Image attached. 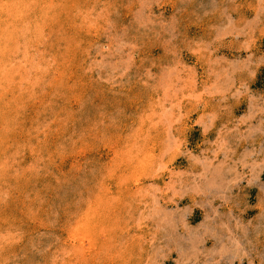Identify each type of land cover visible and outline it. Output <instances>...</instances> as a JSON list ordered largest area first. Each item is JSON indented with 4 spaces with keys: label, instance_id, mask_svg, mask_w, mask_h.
Listing matches in <instances>:
<instances>
[{
    "label": "rangeland",
    "instance_id": "1",
    "mask_svg": "<svg viewBox=\"0 0 264 264\" xmlns=\"http://www.w3.org/2000/svg\"><path fill=\"white\" fill-rule=\"evenodd\" d=\"M0 264H264V0H0Z\"/></svg>",
    "mask_w": 264,
    "mask_h": 264
}]
</instances>
